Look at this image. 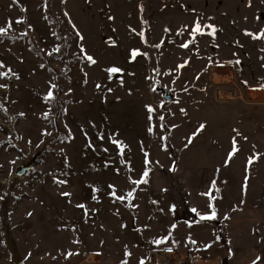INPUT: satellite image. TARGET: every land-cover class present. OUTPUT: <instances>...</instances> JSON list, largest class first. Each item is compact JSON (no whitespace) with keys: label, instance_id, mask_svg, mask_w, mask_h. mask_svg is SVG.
Returning a JSON list of instances; mask_svg holds the SVG:
<instances>
[{"label":"rangeland","instance_id":"obj_1","mask_svg":"<svg viewBox=\"0 0 264 264\" xmlns=\"http://www.w3.org/2000/svg\"><path fill=\"white\" fill-rule=\"evenodd\" d=\"M0 27V254L191 264L261 242L264 0H0ZM213 181L216 217L177 220Z\"/></svg>","mask_w":264,"mask_h":264},{"label":"crops","instance_id":"obj_2","mask_svg":"<svg viewBox=\"0 0 264 264\" xmlns=\"http://www.w3.org/2000/svg\"><path fill=\"white\" fill-rule=\"evenodd\" d=\"M201 174V173H199ZM203 174V176H202ZM199 175L200 177H205V171L203 170V173ZM189 179V177H187ZM167 181V178L165 180H162L160 183ZM161 189L165 192V185H161ZM206 191L204 189L201 190L200 198H198V201L196 204L191 205L189 201H186L187 207L180 210V207L178 206V202L173 201L174 207V214L177 218V220H180L182 224H189V223H198L196 221L198 215L192 211L193 208L197 209L198 211L201 209L209 208V197L207 195H204ZM170 198V194L168 195ZM201 203V205H200ZM260 233L262 236L261 242L258 244L256 243H237V240L234 244H230V253L227 257L224 256V254L220 255L219 253H216V255H213L212 253H206L202 251L203 248L200 244H195L193 247L197 249V251H194V253H190L192 249H188L187 252L184 254L190 258L191 264H264V226L260 228ZM175 247V246H174ZM201 248V249H200ZM0 264H16L13 261V258L9 255L0 254ZM76 264H118L115 261L112 260H106V259H91L87 258L84 259Z\"/></svg>","mask_w":264,"mask_h":264},{"label":"snow or ice","instance_id":"obj_3","mask_svg":"<svg viewBox=\"0 0 264 264\" xmlns=\"http://www.w3.org/2000/svg\"><path fill=\"white\" fill-rule=\"evenodd\" d=\"M19 22H20V21H17V23H19ZM10 27H11V22H9V24H8V28H10ZM208 27H211V26H208ZM6 31H7V28L0 27V34H4ZM193 31H194V33H200V32H201V26H200L199 23H197V24L195 25V28H194ZM250 35H253V38H258L255 34H250ZM261 37H264V33H261ZM182 46H183V47H188V44H184V45H182ZM58 50H59V49H57V51H58ZM137 54H138L137 51L134 50V51H133V56H135V55H137ZM87 58H88V60L92 61L93 63L95 62V61L93 60L92 57H87ZM108 71H109L110 73H118V72L121 71V69L113 67V68H111V69H108ZM4 75H6V73H5ZM0 87H2V85H0ZM53 87H55V86L53 85ZM262 87H264V85H262ZM48 98H49V99H52V98H53V96H52V92H51V91H50L49 94H48ZM149 111L151 112V111H153V110H152L151 108H149ZM161 119H163V117H161ZM203 127H204V126L202 125L201 128H203ZM113 142H114V143H117V144H120V143H121V142H118V141H113ZM189 142H191V141H189ZM233 145H234V152H235V150H236V148H235V140L233 141ZM234 152L230 154L229 159L231 158V155H234ZM121 154H123V146H121ZM146 156H147V154H146ZM147 163H149V161L146 159V164H147ZM251 163H252V158H249V164H251ZM147 175H148V172L145 171L144 176L146 177ZM142 182H147V181H146V180H142V181H133V183H137V184H138V183H142ZM214 188H215V181H213V183H212V188L209 190V192H208V193H204V195H207V196L209 197L210 201L214 200V197H212V195H211L212 189H214ZM65 195H69V194H68V193H65ZM113 195H115V192H113ZM127 195H128L129 197H132L133 193H132V192H129ZM117 199H121V200H123L124 197H117ZM80 207H83V205H80ZM209 208L211 209V214H210V215H202V214H200L199 211H198L197 209H195V208H193L192 211H193L194 213H196V214L200 217V220L214 219V218L216 217V209H215L214 204L210 202V204H209ZM165 242H167V238H162V239H160V240L154 241V243H156V244H161V243H165ZM189 242H190V243H193V244L196 243V241H192L191 239H189ZM173 243H175V241H173ZM167 250H168V251H171L172 249H171V248H168ZM69 255H71V253H69ZM129 255H130V253H129ZM125 264H126V262H125ZM141 264H143V261L141 262ZM254 264H255V262H254Z\"/></svg>","mask_w":264,"mask_h":264},{"label":"built area","instance_id":"obj_4","mask_svg":"<svg viewBox=\"0 0 264 264\" xmlns=\"http://www.w3.org/2000/svg\"><path fill=\"white\" fill-rule=\"evenodd\" d=\"M235 95V89L231 90V93ZM171 248V251H168L167 249ZM178 252V249L174 246H166L159 250H152L148 254V257L146 259V264H190L189 261L184 259ZM176 256H179L177 258Z\"/></svg>","mask_w":264,"mask_h":264},{"label":"water","instance_id":"obj_5","mask_svg":"<svg viewBox=\"0 0 264 264\" xmlns=\"http://www.w3.org/2000/svg\"><path fill=\"white\" fill-rule=\"evenodd\" d=\"M164 98L168 101H171V100H173L174 97H173V95L169 94L166 89H164ZM30 168H31L30 166H21V167H19L17 174L19 176H23L27 173V171H29ZM10 253H11V256L13 258V261L16 264H24L23 258L21 257V255L16 250L10 248Z\"/></svg>","mask_w":264,"mask_h":264},{"label":"bare ground","instance_id":"obj_6","mask_svg":"<svg viewBox=\"0 0 264 264\" xmlns=\"http://www.w3.org/2000/svg\"><path fill=\"white\" fill-rule=\"evenodd\" d=\"M217 72H220V71H218V70H217V71H216V70H214V71L212 72V74H215V73H217Z\"/></svg>","mask_w":264,"mask_h":264}]
</instances>
